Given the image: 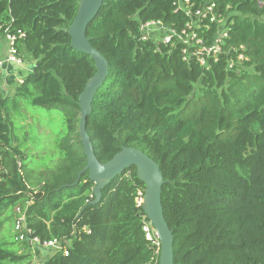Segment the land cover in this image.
Returning a JSON list of instances; mask_svg holds the SVG:
<instances>
[{"label":"trees","instance_id":"1","mask_svg":"<svg viewBox=\"0 0 264 264\" xmlns=\"http://www.w3.org/2000/svg\"><path fill=\"white\" fill-rule=\"evenodd\" d=\"M210 3L226 19L228 37L216 56L202 52L205 63L195 40L165 44L141 32L142 23L162 21L210 47L218 23L195 15ZM78 6L0 0V35L17 34L19 52L34 59L14 92L0 96V264H33L39 251L13 232L17 207L36 236L67 247L41 264H158L159 240L146 238L149 219L136 203L145 190L136 167L105 186L96 203L95 183L82 172L78 101L97 68L71 45ZM187 6L190 12L177 0L104 1L87 36L109 73L87 131L101 162L133 146L160 165L175 264H264V0ZM27 105L62 112L63 125L36 148H24L26 136L17 143L14 130V115Z\"/></svg>","mask_w":264,"mask_h":264},{"label":"water","instance_id":"2","mask_svg":"<svg viewBox=\"0 0 264 264\" xmlns=\"http://www.w3.org/2000/svg\"><path fill=\"white\" fill-rule=\"evenodd\" d=\"M104 1L78 0L76 16L68 29L72 47L90 55L97 68L96 73L87 81L78 101L80 105L79 135L87 156V165L82 172L88 171L89 178L95 183L93 203H96L101 200L105 186L115 178L125 175L129 168L136 167L137 177L145 184L142 209L156 230L160 242L158 264H175L174 235L165 219L162 204L165 179L160 165L142 149L133 146H124L110 160L101 162L95 155L87 131V118L92 113L93 100L109 73L108 60L91 44L87 36L88 25L97 17ZM80 175L81 173L79 177ZM79 177L75 183L79 181Z\"/></svg>","mask_w":264,"mask_h":264},{"label":"built area","instance_id":"3","mask_svg":"<svg viewBox=\"0 0 264 264\" xmlns=\"http://www.w3.org/2000/svg\"><path fill=\"white\" fill-rule=\"evenodd\" d=\"M177 2L178 8H183L184 10H187V12H190L187 6V3H189L190 0H177ZM214 7L215 3H210L205 8L199 9L195 12V15L199 18L209 17L211 21L218 23V31L215 35L214 43L210 47L203 45V40L198 38L196 32H192L191 38H188L186 30H183L181 33H179L175 29L167 26L162 21L152 20L142 23L141 32L144 38H153L155 41H160L165 44H172L175 39H180L186 44L190 43L191 39L195 40V42L200 45V50H197L195 54H200L201 62L205 63L206 60L204 56H202V52L207 51L208 54H213L214 56H216L217 52L221 49V43L223 42V39L228 37L226 19L221 18L218 14H215ZM189 27H191V25H189ZM19 36H24V33L19 31ZM2 37L5 38L8 42V52L6 56L0 54V96H2L3 93V74L6 64L12 63L15 65V67H18L23 65L24 63V56L19 52L18 48L15 45V41L18 35L9 33L8 30H5L4 36L0 35V41ZM14 76L17 83L21 84L23 82V78L17 72L14 73ZM144 191H138V195L136 197L137 206L142 207ZM16 212L17 217L14 223V232L16 233L18 240L27 241L28 243H30V245H32L33 249H38L39 251H49V253H56L59 250H64L65 253L68 252L67 247L64 246L62 241L58 239L41 240L40 237L36 236L34 234V231L26 226L25 215L21 207H17ZM143 230L145 231L146 238L148 240H152L158 243V235L150 221L145 222Z\"/></svg>","mask_w":264,"mask_h":264},{"label":"rangeland","instance_id":"4","mask_svg":"<svg viewBox=\"0 0 264 264\" xmlns=\"http://www.w3.org/2000/svg\"><path fill=\"white\" fill-rule=\"evenodd\" d=\"M27 106L28 107L25 108L24 111L20 110L19 114L14 115V130L19 139L17 143H22V139L26 136L28 137V142L24 144V148L27 146L36 148V143L42 144L43 141L46 142L43 136H46L49 131L56 130L63 125L62 112L60 109L35 107L32 105ZM25 112L29 113V117ZM38 152H40V149ZM31 163V167H36V165H38L34 161H31ZM39 166L41 167L42 165ZM47 167H51V165L47 163L45 168ZM48 254L49 251H38V253L35 254V261L33 264H41V262L47 258Z\"/></svg>","mask_w":264,"mask_h":264},{"label":"crops","instance_id":"5","mask_svg":"<svg viewBox=\"0 0 264 264\" xmlns=\"http://www.w3.org/2000/svg\"><path fill=\"white\" fill-rule=\"evenodd\" d=\"M8 52V42L2 37L0 41V54L6 56ZM24 63L21 66L15 67L14 64L8 63L4 70V84L2 97L11 95L15 88L20 84L16 82L14 73L17 72L23 79L25 75L33 69L34 59L29 54H24Z\"/></svg>","mask_w":264,"mask_h":264}]
</instances>
